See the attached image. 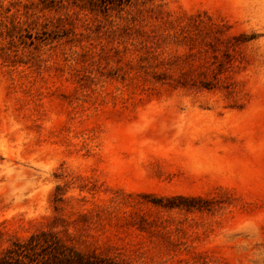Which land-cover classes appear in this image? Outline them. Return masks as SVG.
I'll return each instance as SVG.
<instances>
[{
  "label": "rangeland",
  "instance_id": "obj_1",
  "mask_svg": "<svg viewBox=\"0 0 264 264\" xmlns=\"http://www.w3.org/2000/svg\"><path fill=\"white\" fill-rule=\"evenodd\" d=\"M41 232L264 264V0H0V256Z\"/></svg>",
  "mask_w": 264,
  "mask_h": 264
},
{
  "label": "trees",
  "instance_id": "obj_2",
  "mask_svg": "<svg viewBox=\"0 0 264 264\" xmlns=\"http://www.w3.org/2000/svg\"><path fill=\"white\" fill-rule=\"evenodd\" d=\"M96 1L103 8H121L133 0ZM47 236V232H41L32 234L27 239H18L0 256V264H117L109 258L94 256L93 254H86L77 250H70L69 248H64L63 251L62 245L59 247L50 246L52 250L45 252L44 246L49 241L46 239Z\"/></svg>",
  "mask_w": 264,
  "mask_h": 264
}]
</instances>
